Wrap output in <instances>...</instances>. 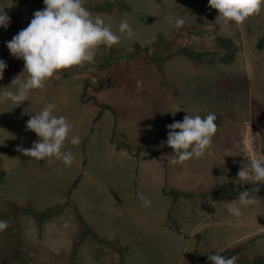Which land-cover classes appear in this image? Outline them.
<instances>
[{
  "label": "rangeland",
  "instance_id": "374dc122",
  "mask_svg": "<svg viewBox=\"0 0 264 264\" xmlns=\"http://www.w3.org/2000/svg\"><path fill=\"white\" fill-rule=\"evenodd\" d=\"M3 6L11 17L0 27L7 90L24 61L6 41L45 5ZM84 7L121 42L99 45L92 63L55 71L29 101L14 106L0 96V220L9 221L0 264H212L209 255L236 246L225 252L236 264H264V197L254 196L239 217L227 211L238 203L234 187L264 189L237 176L264 156V49L255 47L264 6L239 25L225 24L208 0H84ZM174 16L186 23L173 28ZM122 19L132 38L118 32ZM48 102L72 124L70 136H80L78 145L65 141L70 166L18 150L38 139L25 122ZM209 112L217 124L209 149L171 163L166 125Z\"/></svg>",
  "mask_w": 264,
  "mask_h": 264
},
{
  "label": "clouds",
  "instance_id": "9594fccd",
  "mask_svg": "<svg viewBox=\"0 0 264 264\" xmlns=\"http://www.w3.org/2000/svg\"><path fill=\"white\" fill-rule=\"evenodd\" d=\"M44 8L36 10L28 25L19 30L6 46L10 54L24 61L23 71L27 75L21 79L20 74L10 82L7 90L0 88V96L8 99L14 106L29 101L34 89H43L45 81L53 73L73 65L82 66L94 62L96 49L99 45L111 47L122 40V36L112 30V27L99 14H92L84 7V0H43ZM208 4L218 10L224 18L237 25L249 16L259 13L264 6V0H208ZM11 17L0 7V27L7 28ZM168 23L173 28H180L186 21L182 16L171 17ZM118 32L128 38L134 36V31L127 19L119 23ZM4 59H0V79H3L7 67ZM142 84L137 81V88ZM57 105L48 102L38 112L25 122L26 129L36 133L38 139L32 146L18 150L26 156L43 159L48 163L61 160L65 165H71L73 153L65 148V141L72 145L80 143L79 135L70 136L72 124L63 115H55ZM216 114L209 112L200 115H185L182 121H174L168 125L167 140L175 154L171 163H181L193 157H201L212 144V137L217 131ZM179 129V131H176ZM241 183L264 182V156L252 157L248 165H244L237 173ZM258 189L256 188V191ZM145 206L150 201L138 194ZM257 201L248 190L240 191L238 203H229L227 211L233 216L242 214V206H250ZM9 227L8 220H0V231ZM208 259L212 264H236L237 257H225L211 254Z\"/></svg>",
  "mask_w": 264,
  "mask_h": 264
},
{
  "label": "trees",
  "instance_id": "16d2710c",
  "mask_svg": "<svg viewBox=\"0 0 264 264\" xmlns=\"http://www.w3.org/2000/svg\"><path fill=\"white\" fill-rule=\"evenodd\" d=\"M104 8V7H103ZM255 47L257 48V49H264V35L263 36H261L257 41H256V43H255ZM100 85V84H99ZM83 98V97H82ZM99 114V113H98ZM98 114L96 115V117L98 116ZM2 175H3V170H0V180H2ZM74 184V183H73ZM245 190H248L249 191V193L252 195V196H256V198H258V196H262V197H264V189H262V190H257L256 191V188H253V187H234V189H233V192L234 193H232V194H234V195H238L239 194V192L240 191H245ZM224 192V191H223ZM225 194H227V193H225ZM80 222H83V220L81 219V217H80ZM92 235V237L95 239V240H99V238L96 236V234L94 233V234H91ZM238 247L239 246H236V247H234L233 249H231V251H230V249L229 250H223L219 255H223V256H225V252H230V254L232 255V254H234V253H236V252H238ZM118 252H119V250H118ZM197 255V257H200L199 256V254L197 253L196 254ZM225 257H227V256H225ZM122 264V263H121Z\"/></svg>",
  "mask_w": 264,
  "mask_h": 264
},
{
  "label": "crops",
  "instance_id": "0c3cea01",
  "mask_svg": "<svg viewBox=\"0 0 264 264\" xmlns=\"http://www.w3.org/2000/svg\"><path fill=\"white\" fill-rule=\"evenodd\" d=\"M103 241H105L106 242V240L104 239ZM95 242H97L96 240H95Z\"/></svg>",
  "mask_w": 264,
  "mask_h": 264
}]
</instances>
